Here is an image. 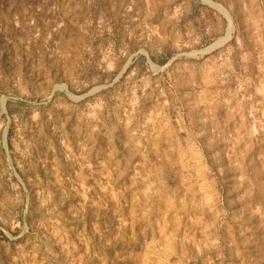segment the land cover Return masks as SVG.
I'll return each instance as SVG.
<instances>
[{
    "label": "rangeland",
    "instance_id": "obj_1",
    "mask_svg": "<svg viewBox=\"0 0 264 264\" xmlns=\"http://www.w3.org/2000/svg\"><path fill=\"white\" fill-rule=\"evenodd\" d=\"M0 264H264V0H0Z\"/></svg>",
    "mask_w": 264,
    "mask_h": 264
}]
</instances>
